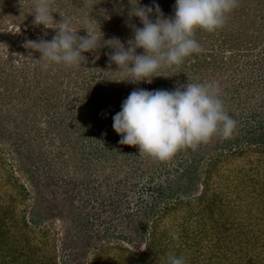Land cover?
Returning <instances> with one entry per match:
<instances>
[{
    "label": "trees",
    "instance_id": "trees-1",
    "mask_svg": "<svg viewBox=\"0 0 264 264\" xmlns=\"http://www.w3.org/2000/svg\"><path fill=\"white\" fill-rule=\"evenodd\" d=\"M29 1L30 5L35 3V0ZM54 2L64 9L63 15L82 27L77 31L80 36H86L89 28L96 34L101 31L103 40L119 37L126 46L133 36L132 28L125 23L130 0ZM175 2L156 0L166 17L174 16ZM22 3L23 0H0V15L7 28L14 25L32 28L33 23L25 25L29 15L17 8ZM141 4L150 5L152 0H141ZM129 22L143 26L138 17ZM46 35L44 38L51 40L50 34ZM29 37L42 39L32 34ZM195 39L203 51L187 57L180 65L161 69L165 76L154 77L152 83L118 81L124 77L110 61L113 49L107 45L84 52L86 59L79 66L49 64L45 67L47 62H44L32 69L26 62L22 66L15 63L14 54L24 52L18 42L9 47L0 42V143L5 145L11 140L12 131L2 123L10 118L16 125L13 150L28 160L25 169L30 183L28 186L14 177L7 166V152L0 147V161L7 174L5 185L13 188L11 192L0 193V264H101V257L113 249L120 252L117 258H109L108 264H167L169 255H183L186 264H212L211 257L223 260L227 257L228 253L211 254L212 260L205 262L203 240L218 244V253L224 245L228 246L230 239L227 241L222 232L233 225L217 220V215L222 218L223 207H234L236 202L230 194L238 197L249 183L253 188L258 184L264 200L261 177L256 179L246 172L240 185L230 181L234 174L245 171L246 165L264 169V63L260 64L261 77L257 80L250 79L252 71L249 76L238 70V66L235 68L239 79L231 75L229 80H224L222 75L224 66L233 69L243 51L264 45V0H238L222 28L215 32L198 29ZM4 48L8 52H3ZM143 51L137 49L138 53ZM188 82L218 83L225 110L237 122L232 137L225 139L218 133L207 143L181 149L167 161L149 159L150 156L140 155L138 146L120 143L121 135L114 130L112 118L133 90H174ZM236 105L245 110L239 114ZM241 159L246 160L242 163ZM143 165L146 170L142 174L148 176L149 186L142 185L141 203L136 210L123 207L124 198L128 199L130 192L125 193L117 183L108 192L98 189L95 199L104 205L109 217L106 234L98 235V231L97 238L93 239L88 232L90 218L83 208L88 204L80 209L74 203L79 187L88 186L89 176L95 171L102 170L104 180L109 182L116 172L124 169L126 177L133 178ZM109 168L111 171L105 173ZM99 177L95 181L101 180ZM62 180L67 187L59 183ZM49 188H52V198L46 194ZM20 205L24 206L21 210ZM55 220L66 224L63 248L69 250V255L75 251L76 263L69 261L70 257L62 260L60 230L53 227ZM115 221L118 225L125 224L129 235L139 237L145 247L136 251L105 239L94 251L90 250L100 239L113 236L117 228ZM249 224L244 234L250 240L264 237V215L258 218L257 224ZM124 237L119 235L120 239ZM235 253L241 261L234 264H264V256L259 252Z\"/></svg>",
    "mask_w": 264,
    "mask_h": 264
},
{
    "label": "clouds",
    "instance_id": "clouds-1",
    "mask_svg": "<svg viewBox=\"0 0 264 264\" xmlns=\"http://www.w3.org/2000/svg\"><path fill=\"white\" fill-rule=\"evenodd\" d=\"M130 3L125 23L132 28L133 36L127 46L119 37L103 40L101 31L96 34L86 27L87 36H80L71 18L51 27L58 29L51 40H29L26 46L41 53L40 59L47 62L45 67H73L86 59L84 52L107 45L113 49L110 61L124 77L118 81L152 83L154 77L165 76L161 69L180 65L187 57L202 52L195 32L222 28L238 0H176L172 17L164 15L156 0L150 5H142L141 0ZM32 12L37 26L49 27L53 12L57 11L52 0H35ZM134 17L139 18L142 27L129 22ZM137 49L144 51L141 54ZM112 119L114 130L121 135V144L138 146L140 155L158 161L170 160L183 148L207 143L218 133L230 138L237 124L225 110L216 82H188L174 90L138 88L123 101ZM167 264H186V258L169 255Z\"/></svg>",
    "mask_w": 264,
    "mask_h": 264
},
{
    "label": "rangeland",
    "instance_id": "rangeland-1",
    "mask_svg": "<svg viewBox=\"0 0 264 264\" xmlns=\"http://www.w3.org/2000/svg\"><path fill=\"white\" fill-rule=\"evenodd\" d=\"M54 2V0H52V3ZM35 4V3H34ZM34 4L30 5V1L29 0H23V3L20 4V6L18 5L17 8H20L21 10H24L23 12L29 16L26 17L25 19V25L27 23H33V26L31 29H29V25H26L24 27H18L16 25L12 26V27H6V24L4 22H2V18L0 15V42H2V45L8 46V45H15L17 42L19 43V45L22 47V49L24 50L21 51V53H16L14 54V61L17 65L22 66L25 62L26 65L32 67V69L35 67V65H39L41 63H44L46 61L40 59L41 58V53L39 51H35V50H31L28 49V47L26 45L23 46V42H27L29 40H36L34 38H30V34H32L33 36H37L38 38H44V35H46L47 33L50 34L51 39L53 38V36L56 35L58 29L55 28H51V27H55L57 23H59L62 19H67L68 17L63 15L64 14V9L62 10L60 8L59 3H53V7L56 9L57 12H53V18L54 20L49 22V27H45L44 25L41 24V26H37L34 23V18H35V14L33 11L34 8ZM74 19L77 17L76 16H72ZM24 19V16H21V20ZM75 19V20H76ZM73 20V19H71ZM73 22V27L77 28L76 31L81 30L82 27H80V25H76ZM24 23V20H23ZM28 28V29H25ZM250 30L252 31V29L250 28ZM78 34V33H77ZM86 34V32H85ZM88 34V33H87ZM48 36V35H46ZM87 36V35H86ZM46 40V39H45ZM50 40V39H48ZM37 41V40H36ZM264 45H261V47H257L256 49L252 48L250 51H243L241 54L238 55V60L237 63L234 65L233 69L229 70L228 68H226V66H224L225 72L222 75L223 79L225 80H229L228 76L232 77L235 76L239 79V73L238 70H242V72L244 74H247L250 76V72L252 71V77H250L251 80L253 79H258L261 77V72L259 70L260 64H262V62L264 63V50L262 49ZM9 47V46H8ZM8 48H4L3 52H8L7 51ZM25 49H28L25 51ZM246 52V53H245ZM248 52V53H247ZM250 54V55H249ZM34 56V58L32 57ZM229 55H227L228 57ZM1 57V56H0ZM1 60V59H0ZM254 63V64H253ZM223 64V63H222ZM224 65V64H223ZM238 66V70L235 68ZM49 67V66H48ZM232 75V76H231ZM32 76V73H31ZM249 78V77H248ZM231 79V78H230ZM231 84V83H228ZM226 84V85H228ZM260 94H257L256 96H258ZM43 98H45V96H43ZM256 98V97H255ZM258 98L255 99V101ZM238 107L239 110V114H241L245 109L242 106L240 109V105H236ZM260 105L258 104L257 107H259ZM4 113V111H3ZM0 114H2L0 112ZM244 119V118H243ZM1 123V122H0ZM3 125L5 126L6 129L11 130L12 131V136H11V140L4 144L0 143V147L3 148L5 150V152H7V161H8V169L10 168L12 170V172L14 173V177H16V179H20L21 182L27 184L28 186H30L29 181V174L25 169V165L26 162H28V160H26L24 158V156H19V153L13 149H15V146H13V143L16 140V130H15V123L12 121V119L10 118H5V121L2 122ZM43 138H45V136H43ZM40 140V138H39ZM49 142V141H48ZM25 145H27V143H25ZM30 145V144H29ZM13 146V147H12ZM27 148L29 147L28 145L26 146ZM27 148H25L27 150ZM13 150V151H12ZM26 154V151L25 153ZM151 157H149L150 159ZM242 163H244V161L246 159H241ZM36 161V160H33ZM149 160L146 162L148 163ZM32 166V164H30ZM247 167L245 171L241 172V173H237L234 174L235 177H232L230 181H233L234 184H239L242 182V180L245 177L246 172L250 173V176H253V178H258L261 177L262 180L264 179V169L263 168H256V169H252L251 164L250 165H246ZM28 167H30L28 165ZM249 169V170H248ZM146 170V165L142 166V169L138 170V174L134 173L133 178H127L126 177V172L125 169L123 172H121L120 170L118 172L115 173V176L109 181H105L104 180V176L102 175V170L101 171H95L93 174H91L89 176V180H90V184L88 186L84 185L79 187V189L77 190V193H79V195L77 196V199H75V205L80 207V209H82L83 204H88L87 208L84 206V211L86 212V214H88V219L90 224L88 225L89 227V234H92V238L94 239V237L97 238L96 233L98 232L101 233V235H105L106 234V227H107V218L109 217L107 212L105 210L104 205H100V202H98L95 198L98 195V189L102 188L104 191L108 192L110 190H113L112 187L113 186H120L121 190L125 191V193H129L130 192V197L124 198L125 202L124 204V208H126V206H131L132 210H136L138 208V203L140 202V194L142 193V185L146 184L147 186H149L148 184V176L142 174L143 171ZM105 171V170H104ZM111 171V169H106L105 173ZM114 175V174H113ZM99 177V181H95L97 179V177ZM123 179L124 182H120V179ZM220 180L223 181L222 178H218ZM7 180V174L5 173L4 167L0 161V193L4 194L5 191H13V188L9 187L8 185H5V182ZM119 183H118V182ZM240 181V183H239ZM223 182H226L223 181ZM59 183H61L63 186H68L66 185L65 181L62 180ZM117 183V185H115ZM243 183V182H242ZM112 186V187H111ZM114 188V187H113ZM254 188H257L256 190ZM253 188V184L249 183L248 186L243 189V191L240 193L238 197H236V195L230 194L229 197L233 198L234 196V200H235V204L234 207L233 205H231L232 207H223L224 210V215L222 216V218H220V215L217 220H220L221 222H224V224H228V226L233 225L232 227H229L230 229H228L227 231L222 232V234H225L227 237V241H234L233 242H227L228 246L224 245L223 249H220V252L218 253V244L214 243V242H208V241H204L203 243H205V257L204 260L205 262H208V260H212L214 259L212 264H217V262H219V264H234L235 261L240 262L241 260H239L236 256H235V252H243V254L246 251H255L256 254L261 253L260 256H264V237H260V239H249V237L244 234V232L246 231V228L250 225L249 223L252 222L256 223L258 222V218H261L264 215V200L262 199V194H260V185L256 184L254 185ZM52 188H49V191L47 190L46 194L48 195V198H52V195L50 193ZM62 189V188H61ZM59 189V191L61 190ZM224 192H227V189H225ZM229 193H231V191H229ZM228 195V192H227ZM65 198V197H63ZM67 200V199H66ZM142 200V199H141ZM85 202V203H84ZM24 206L20 205L19 210L23 209ZM108 208V207H106ZM31 217V214L28 210V218ZM54 228H57L60 230V251H61V255H62V260L63 261H67L69 259V261H73L76 263V261L74 260L75 258V254L73 255L72 252L69 255V250L65 251V249L63 248V244L66 243V241H64L65 238V229H66V224L64 223V221L62 220H55L54 221ZM235 223V224H234ZM114 224H117V228L115 233L113 234V236L110 234V239L103 238L100 239L101 241L97 242V244H95L90 250L94 251V248H96L97 246H99L101 243L103 244L102 240H111V242H113L114 244H122L130 249L136 250V251H141L145 245H142L141 241H139V237L136 236H130V232L126 231V229H124L125 224H121L118 225V222L115 221ZM215 224V223H214ZM213 224V225H214ZM212 225V226H213ZM122 230L123 233L121 232ZM242 232V233H240ZM120 234H124V238L120 239L119 235ZM118 239H117V238ZM112 238V239H111ZM62 242V243H61ZM239 243V244H238ZM253 246V247H252ZM216 247V248H215ZM254 248V249H252ZM243 249V250H242ZM223 250V251H222ZM71 252V250H70ZM119 250L117 249H113L110 253L106 254L105 256L101 257L102 260L100 261L101 264H108V259L109 258H117L118 254H119ZM222 252V253H221ZM228 253L227 257L223 260L221 258H209L211 254H219L220 255ZM92 255H90L91 257ZM115 260V259H114ZM218 260V261H215ZM116 262H119L118 260H116ZM216 262V263H215ZM85 264V263H84ZM149 264V263H147ZM155 264V263H154ZM157 264V263H156ZM158 264H164V262H158Z\"/></svg>",
    "mask_w": 264,
    "mask_h": 264
}]
</instances>
